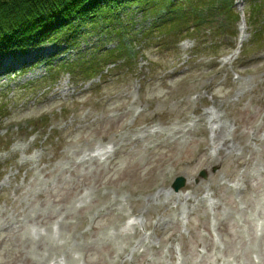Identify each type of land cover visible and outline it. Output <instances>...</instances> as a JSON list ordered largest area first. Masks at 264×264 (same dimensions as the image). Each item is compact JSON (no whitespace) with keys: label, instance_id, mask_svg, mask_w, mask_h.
I'll return each instance as SVG.
<instances>
[{"label":"rangeland","instance_id":"1","mask_svg":"<svg viewBox=\"0 0 264 264\" xmlns=\"http://www.w3.org/2000/svg\"><path fill=\"white\" fill-rule=\"evenodd\" d=\"M232 12L246 18L229 62L240 22L223 16L183 43L191 26L137 35L91 75L58 61L89 60L101 34L0 77V264L59 235L74 264H264V0Z\"/></svg>","mask_w":264,"mask_h":264},{"label":"trees","instance_id":"2","mask_svg":"<svg viewBox=\"0 0 264 264\" xmlns=\"http://www.w3.org/2000/svg\"><path fill=\"white\" fill-rule=\"evenodd\" d=\"M235 0H0V57L27 52L42 45L74 49L91 33L117 41V55L132 58L126 47L137 35L169 27L171 30L188 28L190 32L206 31V27L220 24L219 17L237 19L232 12ZM257 5L251 4V13ZM151 19L146 29H135L136 15ZM226 26L224 25L223 28ZM215 29V27H214ZM217 29V27H216ZM215 29V30H216ZM148 30V31H147ZM93 50V49H91ZM101 50L100 48L98 51ZM126 50V51H125ZM106 50L92 53L88 58L76 59V64L59 65L91 75L94 65ZM108 57H112L109 55ZM121 58H123L121 56ZM125 60V58H123ZM27 88H30V86ZM26 90V89H25ZM3 106L1 110L4 108Z\"/></svg>","mask_w":264,"mask_h":264},{"label":"bare ground","instance_id":"3","mask_svg":"<svg viewBox=\"0 0 264 264\" xmlns=\"http://www.w3.org/2000/svg\"><path fill=\"white\" fill-rule=\"evenodd\" d=\"M241 9V7H239ZM244 29L240 30V36L238 39V46L243 42ZM236 55V51L228 59L232 60ZM68 237L65 235H59L58 240L53 238L39 237L31 239L32 257L27 259L31 264H74L75 259L72 256L74 250L68 241ZM63 257V261L60 257ZM37 257H43L42 260H38Z\"/></svg>","mask_w":264,"mask_h":264},{"label":"water","instance_id":"4","mask_svg":"<svg viewBox=\"0 0 264 264\" xmlns=\"http://www.w3.org/2000/svg\"><path fill=\"white\" fill-rule=\"evenodd\" d=\"M200 176H201V177H205L206 174L202 172V173L200 174ZM184 184H185V180H184V179H180V178H178V179H176V181L174 182V184H173L172 187H173L175 190H178L179 188L183 187Z\"/></svg>","mask_w":264,"mask_h":264}]
</instances>
